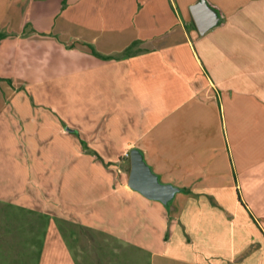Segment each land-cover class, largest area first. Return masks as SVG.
I'll list each match as a JSON object with an SVG mask.
<instances>
[{
    "label": "crops",
    "instance_id": "1",
    "mask_svg": "<svg viewBox=\"0 0 264 264\" xmlns=\"http://www.w3.org/2000/svg\"><path fill=\"white\" fill-rule=\"evenodd\" d=\"M200 1L0 0V264H27L17 210L131 245L153 226L179 264H264V0H203V33ZM133 149L167 205L114 183ZM47 230L41 264H76Z\"/></svg>",
    "mask_w": 264,
    "mask_h": 264
},
{
    "label": "rangeland",
    "instance_id": "2",
    "mask_svg": "<svg viewBox=\"0 0 264 264\" xmlns=\"http://www.w3.org/2000/svg\"><path fill=\"white\" fill-rule=\"evenodd\" d=\"M84 146L86 145L82 144V147ZM127 154L128 156H124V158L106 165L110 173H112L114 183L116 184L125 183L126 179L129 177L130 159L129 153ZM81 170L80 175L75 177V179L77 181L82 180L86 183L81 182L82 184H76V187L74 186V191H71V195L74 196L73 199L76 198L78 201L91 199L98 193V191H94L92 187H89L88 180L93 176L92 172L84 169L83 165ZM77 186H83L82 190ZM161 209L168 211L169 208L162 205ZM20 212L21 211L17 210L16 256L18 259L28 258L27 264H41V254L39 255V252L44 243L41 234L45 236L47 226V232L50 237L49 243L50 245L54 244L57 250L59 249L60 257L62 256V258H64L65 263L68 254L73 253L77 260L76 264H179L167 257L152 256V252L156 250V243L158 242L157 237H159L157 229L153 226H144L145 229L138 231V234L134 233V227L133 229L130 227V229H132L131 232H133L130 237L133 239L132 243L134 244L131 245L129 241L131 239L128 240V242H130L129 244H124L123 241H118L109 237L106 238L102 234L95 233L94 230H89L78 224H71L68 222L59 224L56 220H54V227H52L53 224L51 222L49 224L43 223L42 229L40 228L39 230V227L33 224V222L26 223L24 219L27 214L25 212ZM130 214H133V212ZM57 231L61 233V241L51 238L55 233H58ZM26 233H33V238L30 239L27 235L25 236ZM29 243L35 248L28 251V246H26V244ZM62 261L61 264H64Z\"/></svg>",
    "mask_w": 264,
    "mask_h": 264
},
{
    "label": "water",
    "instance_id": "3",
    "mask_svg": "<svg viewBox=\"0 0 264 264\" xmlns=\"http://www.w3.org/2000/svg\"><path fill=\"white\" fill-rule=\"evenodd\" d=\"M190 11L199 33H203L213 25V21L204 6L203 0L192 6ZM129 159V187L138 191L146 198L158 200L162 204L167 205L171 197L177 192V189L171 185L159 183L137 150H131Z\"/></svg>",
    "mask_w": 264,
    "mask_h": 264
},
{
    "label": "trees",
    "instance_id": "4",
    "mask_svg": "<svg viewBox=\"0 0 264 264\" xmlns=\"http://www.w3.org/2000/svg\"><path fill=\"white\" fill-rule=\"evenodd\" d=\"M2 38H3V35L0 34V40H1ZM92 52H93V54H96L95 51L92 50ZM96 55H98V54H96ZM166 207H167V206H166Z\"/></svg>",
    "mask_w": 264,
    "mask_h": 264
},
{
    "label": "built area",
    "instance_id": "5",
    "mask_svg": "<svg viewBox=\"0 0 264 264\" xmlns=\"http://www.w3.org/2000/svg\"><path fill=\"white\" fill-rule=\"evenodd\" d=\"M125 156H128V154H127V153H125Z\"/></svg>",
    "mask_w": 264,
    "mask_h": 264
}]
</instances>
